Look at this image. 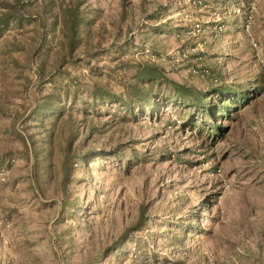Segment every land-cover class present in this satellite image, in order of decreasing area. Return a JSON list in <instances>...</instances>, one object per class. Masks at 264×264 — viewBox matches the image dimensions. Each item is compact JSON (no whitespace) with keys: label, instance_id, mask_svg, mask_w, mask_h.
I'll list each match as a JSON object with an SVG mask.
<instances>
[{"label":"rangeland","instance_id":"obj_1","mask_svg":"<svg viewBox=\"0 0 264 264\" xmlns=\"http://www.w3.org/2000/svg\"><path fill=\"white\" fill-rule=\"evenodd\" d=\"M252 2L246 30L233 10ZM76 3L90 23L69 54L61 6ZM25 12L0 38V264H264V0H31ZM147 63L196 89H259L221 136L191 131L174 101L84 114L92 85L128 99ZM45 96L64 107L57 119L31 117ZM119 145L121 164L87 161Z\"/></svg>","mask_w":264,"mask_h":264},{"label":"trees","instance_id":"obj_2","mask_svg":"<svg viewBox=\"0 0 264 264\" xmlns=\"http://www.w3.org/2000/svg\"><path fill=\"white\" fill-rule=\"evenodd\" d=\"M29 5H31V0H0V38L11 23L21 24L32 21V16L25 12ZM52 8L49 2H44L42 12L50 13ZM61 16L65 29L67 51L69 54H72L79 44L81 27L87 26L90 22H88L87 18H84L78 3L61 6ZM134 77L137 79V84L131 85V92L128 94V99L123 98L122 95H118L105 87L96 84L92 85L88 95L90 98L89 102L84 99L81 101L87 105L82 109L84 114L93 116L94 114L97 116L110 115V110L102 111L99 108L107 105L110 107L115 105L117 110H123L121 114L122 119L126 118L127 114L136 118V111L137 113H151L162 103L166 104L167 102L174 101L178 102L183 108L192 111L193 115L187 118V120H183L185 124L187 123L188 126L192 127L191 131L195 127L200 129L208 127L215 131L214 135L221 136L225 130L221 122L224 119H233L238 110L248 102L250 96L256 94V91L259 89V87H254L251 91L247 90L244 92L238 86L225 84L224 82H220L219 84L213 83L206 89H196L163 74L158 65L148 63L143 65ZM63 110L64 107L55 102V99H52L50 96H45L37 100L31 110V117L41 119V121L46 117H54V119H57L62 115ZM192 116L195 117L192 118ZM91 122V120L88 121L86 125V135L84 138L89 139L92 134L98 132L97 126ZM105 124L103 123V125ZM31 142L32 146H34L35 142L33 140ZM23 143L26 147L30 145L25 136L23 137ZM121 147L119 145L112 150H107L103 146L99 148L89 147L86 150V155L89 157L87 161H96L101 167H104V162L111 157L112 159H116L118 164L119 162L121 164L123 161L120 156L123 152ZM40 149L42 148H39V153H41ZM33 151H35V157H38V151L36 152V149ZM46 154L40 160L45 159ZM129 161H131L130 158L125 160L126 168L129 165ZM37 165L38 163L35 164L34 171L36 181H38ZM67 177L68 174L65 171L64 180ZM143 215L144 208L142 207L136 225L127 228L126 233L130 230L141 229L144 226ZM122 239L119 240L117 246L115 245V249H111V251L121 249L120 242ZM172 239L178 241V244L183 243V238L173 236Z\"/></svg>","mask_w":264,"mask_h":264},{"label":"built area","instance_id":"obj_3","mask_svg":"<svg viewBox=\"0 0 264 264\" xmlns=\"http://www.w3.org/2000/svg\"><path fill=\"white\" fill-rule=\"evenodd\" d=\"M233 11L236 13V15H242L244 17L243 27L248 30L253 16L257 13V3L252 2L246 7L237 6Z\"/></svg>","mask_w":264,"mask_h":264}]
</instances>
